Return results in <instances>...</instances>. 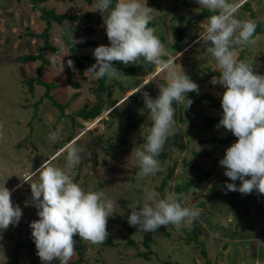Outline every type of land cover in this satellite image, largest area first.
Returning a JSON list of instances; mask_svg holds the SVG:
<instances>
[{
  "label": "rangeland",
  "instance_id": "374dc122",
  "mask_svg": "<svg viewBox=\"0 0 264 264\" xmlns=\"http://www.w3.org/2000/svg\"><path fill=\"white\" fill-rule=\"evenodd\" d=\"M236 1L230 0V2ZM96 2L97 0H91V3L87 0H66L64 2L51 0L44 3L47 9H52L59 14L92 15L89 21L71 23V26L94 29L95 33L92 36H73L76 41L95 43L94 47L81 49L83 55L93 58L95 57L92 53L96 47L110 46V42L106 39L103 19L97 22L99 12L95 7ZM170 13L167 15L169 16ZM41 22L39 12L32 9L28 0H0V187L4 185L11 191L13 205H18L22 210L18 225H10L7 230L0 231V264H14L15 243L5 237L7 232L22 243L33 240L30 223L38 220L39 217L38 209L32 200L29 185L32 181L28 180V175L40 167L44 161L63 168L67 154L61 152V149L69 139L74 138L79 139L76 141V146L81 151L79 153L80 163L71 170L72 179L85 192L103 191L104 198L114 202V213L109 217L108 223L113 219L115 226H107V231L108 237L112 238L115 246L104 247L100 244H92L80 239L77 234L74 236L75 254L68 264H205V259L201 254L202 247L187 238L185 233L174 231L168 225L165 228L170 236L166 237L161 231L138 232L137 227L128 224L131 211H138L146 202V189L157 192L158 199L164 198L167 193H176L181 197L183 206L200 208L201 217L206 213L212 222L221 219V212L211 213L206 209V201L201 202L203 197L205 200L214 198L213 195L216 194L210 189L216 182L209 184L212 185L211 188L204 182L202 185L190 187L182 194L176 191L178 185H183L190 177L199 174L192 167L210 166L202 162L200 158L197 159L205 144L192 143L191 138L186 136L187 132L185 133L184 129L174 125L168 137L173 138L174 134L179 136L183 130L184 135L178 140V145H182L183 149L167 141L157 157L161 170L143 178L139 177L137 175L140 171L139 163L134 153L132 155L131 153L134 147L145 142L144 138L149 133L151 127L148 124L151 121L148 114L146 118L148 123L128 133L126 127L130 119L128 120L127 116L132 115L135 118L146 113L144 103L130 96L140 90L150 92L152 96L154 87L149 84V77L154 72L147 74V71L142 69L134 76H128L124 74L123 69L138 64V61L129 65L118 61L112 62L113 67L121 74L118 77L108 78L106 84L110 86L109 89L99 92L98 79L92 73L86 72L89 67L85 68L83 76L79 75L77 69H74L71 81L78 85L75 89L68 84L64 70L71 56L62 40L63 31L57 24H53L50 41L52 46L60 51V54L55 55L50 51L45 54L46 59L56 63L58 67L56 69L44 67L42 80L55 85L50 95L59 104L65 106L64 114L61 115L59 109L49 99H41L46 90L45 87L36 85L35 90L30 92L25 84L27 78L36 75V69L41 65V61L18 62L20 56L34 54L36 48L42 46L41 39L27 36L28 31L41 32L44 28ZM160 31L164 32L161 28ZM161 32L158 34L164 36ZM167 49L172 50L169 46ZM185 59L186 57L183 56L179 65H184V63L189 65ZM159 75L157 74V78ZM75 94L79 97H74ZM124 98L125 102L116 106L119 108L106 117L105 111L113 104L123 101ZM99 103L104 108L103 117L99 121L98 119L83 121L78 117L72 120L71 116L85 104L92 107ZM57 129H60L59 138L54 141L49 139L50 133L56 132ZM87 129L96 142L97 139L101 140V145L97 146V166L94 165L84 141L80 139L81 132ZM162 154L163 158L160 157ZM52 156L54 159H49ZM207 171L213 172V169L209 168ZM33 179L38 180V177ZM164 181L166 184L162 186ZM200 203L203 204L200 205ZM200 216L198 218H201ZM198 218L191 228L184 227L190 234L198 233L199 240L204 242L211 264H229L227 259L232 253L230 248L235 247L234 244L225 253L224 249L221 251V246L215 250V244L204 240L199 229L196 231V226L202 230ZM232 223L234 226L235 221ZM126 233H129L135 241L136 248L129 247L126 240L122 238ZM145 236L152 239L151 254L147 259L136 255L138 252L147 251L143 244ZM31 250L34 254V264H45L39 259L36 247L32 246ZM79 253L82 254L81 262L78 261ZM28 259L27 249L19 252V264H29ZM57 264H60L59 259H57Z\"/></svg>",
  "mask_w": 264,
  "mask_h": 264
},
{
  "label": "clouds",
  "instance_id": "9594fccd",
  "mask_svg": "<svg viewBox=\"0 0 264 264\" xmlns=\"http://www.w3.org/2000/svg\"><path fill=\"white\" fill-rule=\"evenodd\" d=\"M196 3L214 13L199 37L209 43L207 52L216 61L220 73L210 83L226 89L221 100L222 118L216 127H223L237 138L219 164L225 169L224 175L233 182L239 180L240 186L226 183L225 187L227 191L244 195L253 190L264 195V75L254 73L252 63L237 60V46L255 43L256 22L238 19L240 5L230 0H196ZM111 4L112 0H97L95 4L102 14L110 46L101 45L93 50L96 62L86 72L97 79L105 76L111 79L121 74L112 62L129 65L143 57L165 73L166 84H158L159 95L155 99L147 92L142 93L152 125L145 142L134 147L131 155L134 153L139 163L137 175L143 178L161 170L157 157L175 125L173 102L183 103L189 92L198 94L199 86L176 63L178 56L163 59L167 52L155 29L149 27L154 10L146 6V0H117L114 7ZM71 40L73 45L81 42L74 40L73 35ZM67 63L73 67V61ZM187 101L189 107L192 101ZM59 133L60 129L50 133L49 139H58ZM80 151L75 140L69 142L61 149L67 154L63 168L44 161L28 175L32 182L24 181L30 185L32 200L38 209L39 219L30 223L31 236L37 255L45 264L56 259L60 264H68L75 254L77 234L92 244L103 243L109 235L107 224L114 213V202L105 199L103 191L85 192L72 179L71 170L80 163ZM11 195L4 185L0 187V231L18 225L22 216L21 208L13 205ZM158 196L154 190H145L146 202L138 211H131L129 226L143 233L169 224L177 229L191 228L201 214L199 208L183 206L176 193H167L162 199ZM233 218L232 214L223 226L227 227ZM215 235L218 237L219 233ZM256 264L261 261L257 259Z\"/></svg>",
  "mask_w": 264,
  "mask_h": 264
},
{
  "label": "crops",
  "instance_id": "0c3cea01",
  "mask_svg": "<svg viewBox=\"0 0 264 264\" xmlns=\"http://www.w3.org/2000/svg\"><path fill=\"white\" fill-rule=\"evenodd\" d=\"M141 2H144V0H141ZM236 3L240 5L236 13L237 18L241 20L250 19L249 11L245 9V7L248 6L257 18L260 29L264 31V0H237ZM146 6L154 10L151 14L152 20L150 23L153 24L155 34L160 36L158 34V32H161L160 28L164 31L161 32L164 33V36H160L159 38H164L165 40L163 45L166 52L169 53L166 56L168 58L178 56L176 60L178 64L182 57L185 56V61H187L189 65L184 63L181 67L191 80L199 86L198 94L197 92H189L186 94L187 99L192 101L189 107L186 98L183 103H176L178 113L174 116L175 126L184 129V132H187L186 136L191 138L192 143L205 144V147L202 148L203 151L200 152L201 155L198 154L199 156L197 159L200 158V160H203L202 162L210 164L208 167L199 168L203 170H208L209 168L213 169L212 175L205 181L207 184L205 185L212 187V185L209 184L216 182L214 185L215 188L210 187V191L215 192L216 195H213L214 198L209 200H205L203 197L201 198L203 200L201 202L206 201L207 211L216 214L221 212L222 216L220 220L212 222L205 213V216H200L201 218H198L200 219L198 222H200L202 230L197 226L195 229L196 231L199 229L204 240L208 241L210 244L211 242L215 244V250L221 246V251L224 249L223 252L225 253L228 248L234 244L235 247L230 248L232 255H228L227 263L256 264V260L259 259L261 264H264V195L259 194L256 190H253L251 194L247 195L239 192L227 191L225 187L226 183H235L237 187H239L240 181H231L224 175L225 169L222 166L217 165L213 168V160L203 156V154L207 152L213 156L223 157L226 149L236 142V139L233 138L235 136H233L230 131L225 130L223 127H216L222 118V107H217L216 104L221 105L223 92L226 89L219 84L212 85L210 83L213 76H208V74L210 72L219 73V71L216 67L214 58L202 52L210 46L208 42L199 37L200 32L204 30L209 18V16L206 15V12L209 10L200 7L196 3V0H158L156 5L146 0ZM169 12L171 13L168 16L167 14ZM90 16L92 17V15ZM179 17L185 18L188 22H182L178 19ZM85 21L89 20H84L82 22ZM41 25H44V23L41 22ZM173 28L186 29V35L181 42L174 39ZM93 34L84 33L73 36H92ZM253 39L255 40L254 44L237 46V60L252 63L254 73L264 75V33L256 34ZM94 46L95 45L86 47ZM167 46L172 50L167 49ZM156 68L153 72H155ZM157 74H160L158 76L159 82L161 81L163 84H166L165 73L157 68ZM204 95H210L215 100V105L211 103L210 100L200 99V97ZM122 100L123 101L113 104V106L105 111L104 114H107L106 117L119 108L116 106H120L125 102V98ZM126 100L128 99L126 98ZM103 111L104 108L102 107L101 114L96 119L100 120L101 117H103ZM146 112H148V110ZM204 119H214L218 120V122L210 123L206 126ZM183 135L184 133L182 130L181 135L178 136L179 140ZM214 138L231 140L227 144H219L212 141ZM77 139L78 138H74L70 141H77ZM54 156L49 157V159H52ZM249 178L250 177H246V179ZM217 201L218 203H216ZM202 204L203 203H200V205ZM231 213L234 215L235 219H231L228 226L224 227L223 222L228 221V218L232 215ZM234 221L235 224L233 226L232 222ZM216 233H219L218 237L215 235Z\"/></svg>",
  "mask_w": 264,
  "mask_h": 264
},
{
  "label": "trees",
  "instance_id": "16d2710c",
  "mask_svg": "<svg viewBox=\"0 0 264 264\" xmlns=\"http://www.w3.org/2000/svg\"><path fill=\"white\" fill-rule=\"evenodd\" d=\"M50 0H28V2L30 3L32 9L36 10L39 12V19L44 23V28L40 33H34L32 31H28L27 32V36L31 37V38H36V39H41L43 41V44L41 47H37L36 48V52L33 54H25L19 57L18 62H29V61H36V60H40L41 61V65L36 69V75L33 77H29L25 80V84H27L28 90L30 92L34 91V87L37 86H43L46 88L43 96L41 97V99H49L52 104L57 107V109H59L61 115L64 114V105L59 104L54 98L53 96L50 95V91L55 87V85L53 83H46L42 80V69L44 67H52L53 69H56L58 67V65L56 63H52L50 61H48L46 59V52L50 51L55 55L60 54V51L58 49H55L50 41V31L52 30V26L53 24H57L63 31V36H62V40L63 43L66 45L69 53H70V59L71 61H73V67H68V63L65 64L64 70H65V74H66V79L69 85H71L73 88H78V85L73 83L71 81V74H72V70L77 69L79 75L83 76L84 72H85V68L87 67H91L96 61L95 58L90 57V56H86L83 55L81 53V49L83 47L86 46H93L95 45L94 42H80V43H76L75 45H73L71 37L72 35H79V34H93L94 30L91 29L90 27H78V28H73L71 26V23L74 22H79V21H84V20H90L91 16L89 14H79V15H73V14H59L56 13L54 10L52 9H47L44 6V3L48 2ZM56 2H64L66 0H54ZM153 5L157 4V0H149ZM88 3H91V0H87ZM117 2V0H112V4L110 5V7H114L115 3ZM246 10L249 11V15L250 18L252 20H254L256 22V30L254 33V36L258 33H264L263 30L260 29L259 27V22L257 20V18L254 16V14L252 13L251 9L247 6L245 7ZM214 13L207 11L206 15L210 16ZM179 20H181L182 22H188L185 18L183 17H179ZM102 21V14L99 12L98 13V20L97 22H101ZM149 27H153V24L150 23ZM186 35V29H179V28H173V37L176 41L181 42L183 40V38ZM106 39H107V35H106ZM160 41L162 42V44L165 43L164 38H159ZM248 46V44H247ZM204 54H208L207 49H204L202 51ZM163 59L167 60L168 57L164 56ZM156 68V66L152 63L147 62L143 57H141L138 60V64L136 65H131L128 66L126 68L123 69L124 74L128 75V76H134L135 73L139 72L142 69H146L147 74L151 73L154 71V69ZM219 73H212L210 72L208 74V76H219ZM107 76L98 79V85H99V92L105 91L109 89V85L106 84L107 82ZM150 84V83H149ZM163 84V83H162ZM151 85V84H150ZM141 91V90H140ZM137 91V93L131 95V98H136L137 100L140 99L143 102V95L142 93L145 91ZM140 92V93H139ZM151 96V93H148ZM135 95V96H134ZM74 97H77V95L75 94ZM200 99H207L210 100L211 103H215V100L210 96V95H204L202 97H200ZM144 103V102H143ZM39 104V103H38ZM215 105V104H214ZM217 107L221 106L219 104H216ZM102 104H96L92 107H90L88 104H85L80 110L76 111L74 113V115L71 116L72 120L74 121V118H80L83 121H89V120H95L97 117L100 116L101 111H102ZM173 107L175 109V114L174 116L178 113V108L176 105V102H173ZM148 115V112L143 113L138 115L137 117L134 118V116L132 115H128L127 118L128 120L130 119V123L127 125L126 127V131L129 133L132 130L138 128L139 126H143L146 123H148V121L146 120ZM206 122V126H208L210 123H217L218 120H214V119H204ZM152 122L149 123L148 125L151 127ZM234 139L237 140V138L233 137ZM71 139H69L66 143L70 142ZM178 135H174L173 138H167L166 142L170 141V144L174 145V146H178L181 149H183L182 145H178ZM231 139H222V138H214L212 139L213 142L215 143H219V144H227ZM165 142V143H166ZM97 143L99 145H101V140L97 139ZM98 145V146H99ZM203 156L205 158H210L213 160V168L219 164V161L221 159H223V157H218V156H213L210 153L205 152L203 154ZM161 158L164 157V155H160ZM194 168L196 171L199 172L198 175L194 176V177H190L186 182H184L183 185H178L176 187V191L180 194L185 193L189 190L190 187H194V186H198V185H202L211 175H212V171H207V170H203L199 167H192ZM166 184V182L164 181L162 186H164ZM139 210V209H138ZM107 226H115V221L113 219H111L109 221V223L107 224ZM169 227L174 230V231H181L183 233H185V235L187 236V238H189L190 240H193L194 242H196L197 244H199L202 249H201V254L203 256V258L205 259V264H211L210 259L208 257V254L206 252L205 249V245L203 241H200L198 238V235L196 232H193V234H190L187 229L184 226H181L179 229H177L174 225L169 224ZM157 231H161L166 237L170 236V233L167 232L165 227H161L160 229H158ZM155 231V232H157ZM5 237H7L8 239H10L11 241H13L15 243V251H14V264H19V252L21 250L27 249L28 253H29V264H34V254L31 250L32 246H35L33 240L28 242V243H22L20 242L16 237H14L12 234L7 232V235H5ZM124 240H126V243L129 247L132 248H136L137 245L135 243V241L131 238L129 233H126L123 235L122 237ZM152 242L151 237L149 236H145L143 239V244L145 246V248L147 249V251L144 252H138L136 255L139 257H142L144 259H147L149 257V255L151 254V250H150V243ZM100 245L104 246V247H114L115 243L113 242L112 238L108 237L107 239H105V241L103 243H99ZM79 262H81L82 259V254L79 253ZM51 264H57V259L53 260L51 262Z\"/></svg>",
  "mask_w": 264,
  "mask_h": 264
},
{
  "label": "water",
  "instance_id": "95a60500",
  "mask_svg": "<svg viewBox=\"0 0 264 264\" xmlns=\"http://www.w3.org/2000/svg\"><path fill=\"white\" fill-rule=\"evenodd\" d=\"M149 80H150V83L154 87V94L151 97L155 99L159 95L158 84H160L157 78V71L154 72L151 77H149ZM80 136H81L80 139L84 141V144L92 157L94 165L97 166L98 162H97V143L96 141L89 135L88 130H84Z\"/></svg>",
  "mask_w": 264,
  "mask_h": 264
},
{
  "label": "flooded vegetation",
  "instance_id": "af4514ba",
  "mask_svg": "<svg viewBox=\"0 0 264 264\" xmlns=\"http://www.w3.org/2000/svg\"><path fill=\"white\" fill-rule=\"evenodd\" d=\"M97 143V142H96ZM99 144L97 143V146H98Z\"/></svg>",
  "mask_w": 264,
  "mask_h": 264
}]
</instances>
